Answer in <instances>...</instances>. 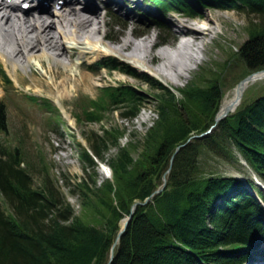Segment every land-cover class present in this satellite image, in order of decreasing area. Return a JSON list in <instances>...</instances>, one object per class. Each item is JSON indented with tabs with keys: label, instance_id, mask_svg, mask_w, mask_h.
Here are the masks:
<instances>
[{
	"label": "trees",
	"instance_id": "obj_1",
	"mask_svg": "<svg viewBox=\"0 0 264 264\" xmlns=\"http://www.w3.org/2000/svg\"><path fill=\"white\" fill-rule=\"evenodd\" d=\"M198 2L247 17L248 39L224 70L234 62L243 69L242 79L264 69V0ZM108 62L116 67L114 58ZM144 80L162 92L156 97L158 119L138 157L118 146L122 134L113 128L91 132L89 148L81 144L92 185L87 177L76 184L80 215L49 178L34 187L19 147L0 146V264H108L121 220L135 201L145 202L163 184L169 167L165 189L136 207L110 264H245L252 250L264 246L261 202L242 188L241 180L214 175L200 164L202 156H223L234 146L264 173V87L211 134L193 138L175 154L215 123L224 77L213 74L193 82L181 89V98L149 76ZM144 101L133 86L119 84L103 88L96 102L82 101L80 107L86 121L100 122L118 105H124L123 118H133ZM4 122L0 107V125ZM111 146L119 148L109 161L114 178L98 185L96 168Z\"/></svg>",
	"mask_w": 264,
	"mask_h": 264
},
{
	"label": "rangeland",
	"instance_id": "obj_2",
	"mask_svg": "<svg viewBox=\"0 0 264 264\" xmlns=\"http://www.w3.org/2000/svg\"><path fill=\"white\" fill-rule=\"evenodd\" d=\"M100 5L102 6V4ZM202 14L211 20L209 29H204L201 33L203 36L202 42H204L203 51L197 50L193 53L197 54L199 59L197 57L195 61H190V70L184 72L183 77L177 79L165 74H157L155 72L159 66L157 60L144 66L139 64L137 60L129 58L127 52L118 53L113 50L115 46H119L121 41L123 43L126 37H130L135 42H141L140 40L146 38L147 35H139L141 31L138 25L130 24L124 27L121 24H117L116 20L109 16H107V21L105 19L104 22V33L108 35L106 42L88 41L81 45L80 49L84 53L90 51V56L84 53L76 55L79 50H76V52L72 50L76 57L69 61L71 64L67 70L71 74V77L77 78V91H71L70 97L58 98L56 95H51L56 93L54 85L48 83L49 79L48 77L46 78L44 70L37 69L36 67L34 69L32 63H30V67L26 70L20 68L15 70L9 64L10 74L4 68V64H1L0 59V88L3 89L0 101L4 102V109L6 110L4 115L7 116L6 136L10 140L7 146L19 147L23 151V156H25L29 169L33 173L35 188L42 186L46 177L49 178L64 194L67 201L72 204L76 213L80 215L82 204L79 197L80 191L76 184L87 177L88 182L90 181V185H92L90 175L86 174L87 171L84 169L85 164L81 160V144L84 146L89 145L88 138L90 133L98 132L101 134L103 129L113 128L116 132L122 134L118 146L129 150L135 158L138 157V153L143 150L142 148L149 129L155 125L158 119V101L156 97L162 92L154 89L150 83L146 82L144 80L145 76H149L157 82V79H159L177 88L186 89L193 82L199 83L213 74L214 77L223 75L225 95L220 107L224 100L235 96L237 85L243 79H241L243 69L234 65V62L226 70H224L223 66L232 59L234 53L248 39L247 17L235 10H225L218 7H213L212 10L204 9ZM132 17V21L137 23L138 18L133 13ZM122 19L127 21L125 18ZM189 21V19L182 18L181 16H167L163 19L162 23L166 27L169 26L168 30L160 31L157 28H151L152 32L149 33L154 37L157 44L153 47V52H159L158 50L161 48H167L164 45L171 46L172 48H167L169 50L174 49L179 39L177 36H174L173 22H184L196 28L199 26V22L191 24ZM207 24L205 23V25ZM99 38L100 36H97L96 39ZM73 42L71 41L70 45ZM114 54L118 56L116 59V69H109L107 67L98 68L97 65L91 70L79 68L81 60H85L90 65L105 56ZM43 59H45V62L44 60L42 61L47 65L46 67L50 73L58 75L59 71L63 75L64 65L57 64L48 57H43ZM137 65L143 68H139ZM2 68L7 70V73L13 79V86L9 87L1 81L3 75ZM16 77L20 81L19 84L15 81ZM39 79L45 82V87L41 88L42 91L38 88V84L42 86ZM118 84H129L145 97V101L137 111L135 117L128 119L121 116L124 111V105L115 106L117 108L115 111L106 112L102 121L97 123L86 121L84 114L77 117L78 114H81L80 102L83 100L96 102L101 87ZM70 87L72 88V84H70ZM263 87L264 79L249 84L244 90L240 104L230 113H235L242 103L253 101L262 92ZM4 89L8 90L7 93ZM28 91L34 92L40 98L49 99L53 105H59L60 112L50 111L48 108L38 106L27 100L29 99L26 95ZM5 93L6 95L4 96ZM55 112L57 116H55ZM210 129L211 131H208ZM208 130L205 135L212 133L214 130L213 125ZM191 141L192 138H189L186 143L178 146L175 154L181 147ZM230 148V153H225L223 156L212 153L202 156L200 160L201 167H203L204 171L211 172L214 175L237 177V179L242 181V188L245 190L251 189L250 186L252 185L257 186L264 192V173L255 170L250 162L234 146ZM118 149L117 146H111L104 152L105 160L99 162L100 164L96 168L98 185H101L105 179L109 178V161L118 153ZM169 172L170 167L166 171V174ZM220 201L218 202L220 203ZM136 202L138 200L134 204ZM5 205L3 203V207L8 211ZM127 217L128 215L121 220L119 231L123 227L124 220ZM253 255L254 261L252 264H262L260 259H264V249L259 248L255 250Z\"/></svg>",
	"mask_w": 264,
	"mask_h": 264
},
{
	"label": "bare ground",
	"instance_id": "obj_3",
	"mask_svg": "<svg viewBox=\"0 0 264 264\" xmlns=\"http://www.w3.org/2000/svg\"><path fill=\"white\" fill-rule=\"evenodd\" d=\"M65 5V9L54 11L51 16L38 13L21 16L7 8L4 1L0 2V56L8 61L14 69L21 67L25 70L31 60H38L45 70L46 78L49 79L48 83L55 87L56 93L50 94L56 95L58 98L70 97L71 91H77V78L71 77L67 70L70 66L69 56L70 58L74 57L72 50L74 49L76 52L81 48V45L88 41L104 43L108 39V35L104 33L105 16L99 7L89 5L80 8L72 0H69V4L65 3ZM172 26L174 36L179 39L172 49L173 51L161 48L158 50L159 52H153V47L157 44L151 35L141 39V42H135L130 37H126L123 43L121 41L119 46H115L113 50L118 53L127 52L129 58L137 60L144 66L157 60L159 64L155 70L157 74H165L176 79L181 78L184 72L190 70L189 62L195 61L197 57L199 59V56L193 53L204 47L201 34L203 29L189 26L184 22H173ZM97 36L100 38L96 39ZM69 40L75 41L76 48L72 49ZM85 53L90 55L91 52ZM43 57H48L53 62L64 65L63 75L59 71L58 75L50 73L42 61ZM137 66L143 68L140 65ZM39 81L42 86L38 84V88L42 91L41 88L45 82L41 79ZM16 82H18L17 78ZM70 84H72V88ZM1 95L2 89L0 88ZM236 98L235 94L234 97L224 100L223 108L233 105L234 109L237 106L235 105Z\"/></svg>",
	"mask_w": 264,
	"mask_h": 264
},
{
	"label": "water",
	"instance_id": "obj_4",
	"mask_svg": "<svg viewBox=\"0 0 264 264\" xmlns=\"http://www.w3.org/2000/svg\"><path fill=\"white\" fill-rule=\"evenodd\" d=\"M258 79H264V70L262 71H259V72H256V73H253L249 76H247L245 79H243L239 85H238V88H237V103L235 105H237L239 102H240V99L242 97V94H243V91L244 89L252 82L258 80ZM233 105H229V106H226V108H222L220 109V111L218 112L216 118H215V125L217 123H219L222 119H224L230 112H232L234 109H233ZM204 134L200 135V136H203ZM195 137H199V136H195ZM180 148V147H179ZM178 148V149H179ZM166 175H164V185L166 184ZM162 191V188L158 189L155 191V193H160ZM149 200V199H148ZM146 202L144 203H141V202H136L134 205H133V208L131 210V214L124 220V223H123V227L121 228V230L119 231L118 235H117V239H116V242L114 243L113 247H112V251H111V258L110 260L113 259L114 257V248L115 246L119 243V240L120 238L122 237V235L125 233L132 217H133V214L135 212V209L138 205L140 204H145ZM111 262V261H110ZM110 262L108 264H110Z\"/></svg>",
	"mask_w": 264,
	"mask_h": 264
}]
</instances>
